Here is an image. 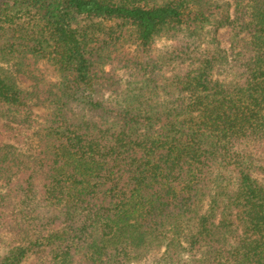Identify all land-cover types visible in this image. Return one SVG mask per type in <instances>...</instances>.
Instances as JSON below:
<instances>
[{
    "label": "trees",
    "instance_id": "1",
    "mask_svg": "<svg viewBox=\"0 0 264 264\" xmlns=\"http://www.w3.org/2000/svg\"><path fill=\"white\" fill-rule=\"evenodd\" d=\"M0 116V264H264V0H4Z\"/></svg>",
    "mask_w": 264,
    "mask_h": 264
},
{
    "label": "rangeland",
    "instance_id": "2",
    "mask_svg": "<svg viewBox=\"0 0 264 264\" xmlns=\"http://www.w3.org/2000/svg\"><path fill=\"white\" fill-rule=\"evenodd\" d=\"M3 1L4 0H0V6ZM213 1H220V0H213ZM225 1H228V0H225ZM175 44L176 43L172 41L171 39H168L165 36H160L152 42L151 46L149 47V50L154 56H162V55L169 53L175 47ZM124 49L126 53L127 52H129L130 54L136 53V46L133 44L124 45ZM113 55L115 57L120 56L116 52H113ZM111 67L112 65L110 67L107 66L106 70L107 71L110 70ZM7 68L12 71L13 70L12 64H9ZM37 70L39 72H42L49 81L56 82L59 80L54 68L49 66L48 63L40 62L37 65ZM169 70H171L170 67H169ZM118 74L122 75L123 71H120ZM227 75H228V72L226 73L225 69H223L222 71L221 70L218 71V73L216 74V77L223 78L224 76L226 77ZM14 76L20 88L24 90L31 89L32 84H33L32 79H29L28 77L19 75V74H15ZM44 111L45 109L42 106L38 104H34V103L30 104L28 106V109L26 110V112L29 113L30 118L34 121L32 122L34 126H36V122H40L41 120L40 116L44 114ZM4 122L5 120L0 116V141L1 140L6 141L4 139H1V136L4 135L5 133V127H4L5 123ZM27 132H28V135L15 144L16 145L18 144V147L22 151H24L26 154L31 155L34 152V149L37 143L36 135L34 134L35 131L33 129H28ZM259 179L264 184V177H259ZM4 252H5V248L0 246V255H3ZM159 257H160V253L155 252V253H152L146 260L138 264H156ZM29 262L30 260H28L26 264H28Z\"/></svg>",
    "mask_w": 264,
    "mask_h": 264
}]
</instances>
